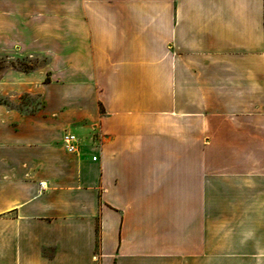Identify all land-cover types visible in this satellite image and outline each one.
Here are the masks:
<instances>
[{
	"label": "crops",
	"instance_id": "1",
	"mask_svg": "<svg viewBox=\"0 0 264 264\" xmlns=\"http://www.w3.org/2000/svg\"><path fill=\"white\" fill-rule=\"evenodd\" d=\"M0 55V264H264V0H0Z\"/></svg>",
	"mask_w": 264,
	"mask_h": 264
},
{
	"label": "rangeland",
	"instance_id": "2",
	"mask_svg": "<svg viewBox=\"0 0 264 264\" xmlns=\"http://www.w3.org/2000/svg\"><path fill=\"white\" fill-rule=\"evenodd\" d=\"M46 62L44 57L40 56H14V55H0V74L9 68L15 69H29L36 67ZM0 101H4L8 106L19 108L22 111H32L36 109L41 99L36 95L21 94L17 97H9L7 95H0Z\"/></svg>",
	"mask_w": 264,
	"mask_h": 264
},
{
	"label": "built area",
	"instance_id": "3",
	"mask_svg": "<svg viewBox=\"0 0 264 264\" xmlns=\"http://www.w3.org/2000/svg\"><path fill=\"white\" fill-rule=\"evenodd\" d=\"M63 142L65 143L68 151H74L77 147V138L71 133H67L63 136ZM92 158L95 159L96 157L92 156Z\"/></svg>",
	"mask_w": 264,
	"mask_h": 264
},
{
	"label": "trees",
	"instance_id": "4",
	"mask_svg": "<svg viewBox=\"0 0 264 264\" xmlns=\"http://www.w3.org/2000/svg\"><path fill=\"white\" fill-rule=\"evenodd\" d=\"M33 67H30L29 69H22V70H30V69H32ZM0 103H6V102H4V101H0Z\"/></svg>",
	"mask_w": 264,
	"mask_h": 264
}]
</instances>
